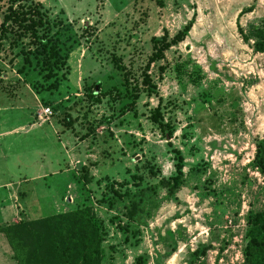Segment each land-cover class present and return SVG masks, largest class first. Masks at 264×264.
I'll return each mask as SVG.
<instances>
[{"label": "rangeland", "instance_id": "rangeland-1", "mask_svg": "<svg viewBox=\"0 0 264 264\" xmlns=\"http://www.w3.org/2000/svg\"><path fill=\"white\" fill-rule=\"evenodd\" d=\"M27 2L61 59L48 68L29 38L1 40L0 227L87 208L99 264H241L246 217L264 202L251 166L264 54L239 28L264 26V0ZM189 23L150 64L148 95L153 39ZM174 151L183 185L168 197ZM13 256L0 232V264Z\"/></svg>", "mask_w": 264, "mask_h": 264}, {"label": "trees", "instance_id": "trees-1", "mask_svg": "<svg viewBox=\"0 0 264 264\" xmlns=\"http://www.w3.org/2000/svg\"><path fill=\"white\" fill-rule=\"evenodd\" d=\"M43 17L38 7L27 0H0V44L3 39H9L10 45H16L29 38L37 46L44 64L48 68L56 67L61 59L56 44L47 35L38 33L46 25ZM190 27L189 23L171 40L166 34L159 40L153 39V52L143 76L148 95L155 90L147 73L150 64L162 59L164 51L172 45L182 42ZM239 32L243 42L253 39L254 51L264 54V26L253 28L249 35L243 34L240 28ZM151 119L161 129L166 126L160 122L159 107L154 110ZM174 153L177 161L175 175L162 182L168 197L174 196L183 185L182 157L178 151ZM251 166L264 177V138L256 145ZM0 232L14 249L13 258L17 264H99L100 261L101 234L87 208L34 221H20L0 227ZM243 239L241 264H264V202L258 212L247 215Z\"/></svg>", "mask_w": 264, "mask_h": 264}]
</instances>
